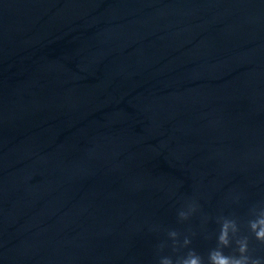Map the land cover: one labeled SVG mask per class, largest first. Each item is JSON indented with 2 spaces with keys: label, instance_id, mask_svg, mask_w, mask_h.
<instances>
[{
  "label": "water",
  "instance_id": "obj_1",
  "mask_svg": "<svg viewBox=\"0 0 264 264\" xmlns=\"http://www.w3.org/2000/svg\"><path fill=\"white\" fill-rule=\"evenodd\" d=\"M261 211L264 0H0V264H264Z\"/></svg>",
  "mask_w": 264,
  "mask_h": 264
},
{
  "label": "clouds",
  "instance_id": "obj_2",
  "mask_svg": "<svg viewBox=\"0 0 264 264\" xmlns=\"http://www.w3.org/2000/svg\"><path fill=\"white\" fill-rule=\"evenodd\" d=\"M181 217L186 218L184 212L180 213ZM249 227L254 233L255 238L264 242V211L257 214L256 219L249 222ZM231 230V235H230ZM239 232L237 224L232 220H225L222 224L220 234L218 236V247L209 252L208 264H259V261H251L247 256L249 251V241L245 237L243 239H237L236 244L238 246V252L240 256H230L225 255L223 249L231 247L232 237ZM171 237L175 238L177 236L176 232L170 233ZM190 243L189 240H185V244ZM162 264H172V260L165 258L162 260ZM179 264H204L203 258L197 255L194 251L189 252L186 258H182Z\"/></svg>",
  "mask_w": 264,
  "mask_h": 264
}]
</instances>
